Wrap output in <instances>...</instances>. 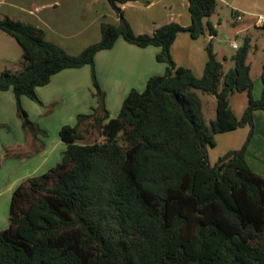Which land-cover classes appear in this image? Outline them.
<instances>
[{"label": "trees", "instance_id": "trees-1", "mask_svg": "<svg viewBox=\"0 0 264 264\" xmlns=\"http://www.w3.org/2000/svg\"><path fill=\"white\" fill-rule=\"evenodd\" d=\"M108 1L119 23L102 22L101 39L77 55L47 39L39 26L0 19V31L22 48L21 68L0 73V90H13L24 128L37 125L22 97L41 103L37 87L63 69L90 65L97 98L76 125L61 127L67 145L61 161L14 190L9 225L0 229V264H264V176L246 159L254 112L264 110V96L253 97L251 38L227 70L211 39L204 73L197 76L175 63L171 47L182 31L217 36L211 16L219 0H189V26L171 21L151 34H136L125 17L122 6L133 0ZM120 37L160 47L157 60L168 70L150 77L144 90L132 89L111 117L96 54ZM199 91L217 99L210 123ZM244 91L248 105L239 119L230 96ZM247 125L242 148L211 164L216 136ZM95 130L101 140L85 141Z\"/></svg>", "mask_w": 264, "mask_h": 264}, {"label": "crops", "instance_id": "crops-1", "mask_svg": "<svg viewBox=\"0 0 264 264\" xmlns=\"http://www.w3.org/2000/svg\"><path fill=\"white\" fill-rule=\"evenodd\" d=\"M223 1L229 4L232 13L241 14L247 22L237 33L251 27L259 28L256 20L264 16V0ZM122 9L136 34H151L157 27L171 21L183 26L192 22L189 0H133L124 4ZM5 16L43 28L47 39L73 55L101 39L102 22L119 23V16L108 0H0V19ZM213 22L218 29L217 23ZM209 36L193 38L189 31L180 32L171 47L175 63L202 76L208 60ZM159 52L158 46L140 47L120 37L112 48L96 54L98 79L106 93V106L111 117L119 114L124 99L132 89L142 91L150 77L167 72L168 63L157 60ZM0 58L10 63L22 60L20 44L2 31ZM37 93L41 100V103L35 101L39 105L38 118L33 119L29 113L37 128L36 132L28 133L22 122H18L17 128L12 130L10 116L13 109H17L15 95L12 89L0 90V216H4L5 222L0 229L9 225L11 200L16 187L26 178L42 174L61 161L67 146L59 135L61 127L67 123L75 125L78 114L90 113L97 104L90 65L61 70L52 76L49 83L38 86ZM30 99L25 95L22 97L26 108L31 103ZM60 105H73L75 109L69 112L68 117L59 119L56 115ZM254 121L256 128L246 151V159L253 171L264 176V114L255 111ZM49 123L56 128L52 139ZM249 132L250 126L247 125L221 134L230 135L227 139L231 143L226 144L225 150L239 149ZM8 151L26 155L8 157ZM3 168L7 169L3 172Z\"/></svg>", "mask_w": 264, "mask_h": 264}, {"label": "rangeland", "instance_id": "rangeland-1", "mask_svg": "<svg viewBox=\"0 0 264 264\" xmlns=\"http://www.w3.org/2000/svg\"><path fill=\"white\" fill-rule=\"evenodd\" d=\"M236 14L239 13L237 12L232 13V8L229 6V4H226V2H224L223 0L219 1L216 11L211 16V19L215 21L218 25V35L213 41L215 52L217 53L218 58L224 63L225 69L227 70L234 66V60L232 56L236 52V49L232 47V43L236 42L238 45H242L245 42L247 36L251 38V48L248 54V63L251 65V75L254 80L253 97L255 99H261L264 96V81L262 78V73L264 71V27H259V28L251 27L248 30L240 31L237 33V30L241 26L246 25L247 22L245 18H242L243 20H237ZM90 30H92V27H90ZM20 60L10 63L4 61V58H0V73L5 69H11L12 71H16L17 69H20L21 68ZM93 90L95 91L94 87ZM199 93L203 101V111H204L205 119L208 123H210L212 120L216 118L217 99L211 93H206L202 91H199ZM30 101L31 103L30 105L27 106V108L24 105L23 106L26 109V111L31 114L33 119H37L38 118L37 109L39 108V105L35 103V101H33L32 99H30ZM230 105L235 115L240 119L243 116L244 110L248 105L247 93L245 91L233 93L230 96ZM59 107L60 109H58V113L56 115V117L59 119H62L63 117H68L69 112L75 109L74 108L75 106L73 105L72 106L60 105ZM256 111H260L261 113L264 114L263 109H257ZM10 117H11L10 121L12 125V130H15L17 128L18 122H20V124L21 122L23 123V120L17 113V109L16 110L13 109ZM35 124L37 125V123ZM48 127L50 128L49 132L52 139L54 130L56 128L55 129L53 128V123H49ZM240 128L242 129V127ZM255 128H256V124L254 127V131ZM34 130L35 129L25 128V131L28 133H32L34 132ZM45 133L47 134V132ZM224 133H228V132H224ZM224 133H220L216 136L217 143L215 147H209V159L211 164H215L219 159V157L226 154L227 152V150H225L226 144L231 143V140L227 139V136L230 135H221ZM95 139L101 140V136L99 135L97 130H95L93 134H89L87 140L85 141H94ZM242 146L243 143L239 149H241ZM25 155L26 154H24V156ZM6 169L7 168H5V170ZM2 170L3 172L5 171L4 168ZM12 174H14V172ZM6 216L5 218L7 220ZM4 223H5L4 216L3 217L0 216V225L3 226Z\"/></svg>", "mask_w": 264, "mask_h": 264}, {"label": "built area", "instance_id": "built-area-1", "mask_svg": "<svg viewBox=\"0 0 264 264\" xmlns=\"http://www.w3.org/2000/svg\"><path fill=\"white\" fill-rule=\"evenodd\" d=\"M237 20H242V15L241 14H236ZM256 25L257 26H263L264 25V16H259L258 19L256 20ZM215 36L210 34L209 38L213 39ZM232 47L234 49H238L239 45L236 42L232 43Z\"/></svg>", "mask_w": 264, "mask_h": 264}]
</instances>
